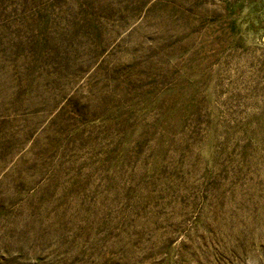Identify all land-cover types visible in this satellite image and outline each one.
<instances>
[{
    "label": "rangeland",
    "instance_id": "374dc122",
    "mask_svg": "<svg viewBox=\"0 0 264 264\" xmlns=\"http://www.w3.org/2000/svg\"><path fill=\"white\" fill-rule=\"evenodd\" d=\"M0 264H264V0H0Z\"/></svg>",
    "mask_w": 264,
    "mask_h": 264
}]
</instances>
